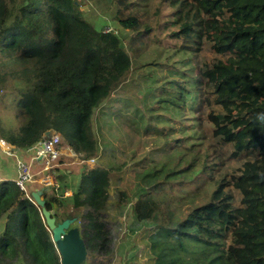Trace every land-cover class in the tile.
I'll return each instance as SVG.
<instances>
[{"label":"trees","instance_id":"trees-1","mask_svg":"<svg viewBox=\"0 0 264 264\" xmlns=\"http://www.w3.org/2000/svg\"><path fill=\"white\" fill-rule=\"evenodd\" d=\"M103 1L115 30H97L81 17L87 0H0V99L11 96L22 119L18 132L4 140L21 150L57 134V148L67 144L83 158L94 157L93 113L127 85L136 67L133 52L160 40L156 26L172 27L169 39L187 48L204 39L225 57L200 71L213 102L222 107L207 113L214 135L232 144L230 156L255 157L212 186L204 166L185 152L151 159L136 172L132 216L153 254L151 264H264V0H195L183 19H156L155 26L143 14L146 0ZM174 85L186 104L180 92L186 89ZM111 168L82 174L66 212L63 192L42 193L56 222H82L89 255L112 250L103 215ZM226 185L239 193V205ZM60 259L31 194L0 180V264H60Z\"/></svg>","mask_w":264,"mask_h":264},{"label":"rangeland","instance_id":"rangeland-1","mask_svg":"<svg viewBox=\"0 0 264 264\" xmlns=\"http://www.w3.org/2000/svg\"><path fill=\"white\" fill-rule=\"evenodd\" d=\"M146 1L148 4L142 11L153 26L156 19H183L188 4H196L195 0ZM80 8L84 12L81 17L91 21L95 29L107 26L105 29L115 30L107 14L109 4L105 5L103 0H87ZM177 9L180 10L176 12ZM156 27L160 40H148L140 46L138 53L133 52L132 61L136 67L125 81L127 85L118 90L120 93H113L93 113L96 155L90 159L83 158L66 144L60 148L58 159L49 165L54 187L45 190L54 191L56 195L63 192V212L70 209L68 198L78 186L82 174L90 169L112 167L108 172L110 186L106 209H103L110 227L112 250L109 255L87 254L80 264H151L149 260L153 254L146 239L141 238V224L134 221L131 210L137 195L136 172L141 171L151 159L162 161L171 153L185 152L187 157H194H189L190 161L197 160L200 167L204 166L203 172L212 186L221 179L228 180L233 173L238 174L242 162L255 157L252 153L230 156L232 144L214 135V126L207 118L208 112H221L222 107L213 102L212 90L205 84L200 71L225 57L214 52L204 39L199 44L194 43L195 48H187L178 40L169 39L172 27ZM175 83L186 89H180L186 95V104L181 103L182 96L177 99ZM172 100L179 106L171 104ZM14 102L8 95L4 100L0 99V139L6 140L9 134L18 132L21 125L20 108ZM12 151L10 155L0 152L1 179L14 184L16 160L19 159L29 166L32 175L26 192L30 194L34 189H40L41 185L35 180L49 173L47 168L43 171L44 160H33L26 151ZM224 190L233 196L232 203L239 205L237 190L231 185L224 186ZM121 192L125 194L123 198H120ZM81 223L74 219L69 227L76 228L80 235ZM227 242H230L229 235Z\"/></svg>","mask_w":264,"mask_h":264},{"label":"water","instance_id":"water-1","mask_svg":"<svg viewBox=\"0 0 264 264\" xmlns=\"http://www.w3.org/2000/svg\"><path fill=\"white\" fill-rule=\"evenodd\" d=\"M44 190L33 191L31 196L34 202L40 206L46 227L51 231L52 241L61 258L60 264H80L87 255V249L78 230L69 227L75 218H66L56 222L55 217L44 206V200L41 198Z\"/></svg>","mask_w":264,"mask_h":264},{"label":"built area","instance_id":"built-area-1","mask_svg":"<svg viewBox=\"0 0 264 264\" xmlns=\"http://www.w3.org/2000/svg\"><path fill=\"white\" fill-rule=\"evenodd\" d=\"M89 6L91 3L88 4ZM92 6V5H91ZM90 6V7H91ZM59 142V136L57 134H52L49 137H44L43 140L39 141L35 145H33L30 148L27 149H21L22 151L28 152L33 160L36 159L38 161L44 160V167L43 171L45 172V168L49 169V165L51 162L58 159L60 156V149L56 147V145ZM13 146L8 143L7 141L0 139V152L6 155L13 154ZM46 166V167H45ZM16 171L17 176L14 181V185L17 186L20 190L26 192L27 185L30 181H32V175L29 172V166L21 161L16 160ZM0 180H2L0 178ZM36 183L41 185L40 189L45 188H52L53 186V178L50 174L45 175L42 174V176L38 177L35 180ZM27 193V192H26Z\"/></svg>","mask_w":264,"mask_h":264},{"label":"crops","instance_id":"crops-1","mask_svg":"<svg viewBox=\"0 0 264 264\" xmlns=\"http://www.w3.org/2000/svg\"><path fill=\"white\" fill-rule=\"evenodd\" d=\"M0 178H2V177H0ZM36 190H38V189H34L33 191H36ZM33 191H31V192H33ZM31 192H30V194H31Z\"/></svg>","mask_w":264,"mask_h":264}]
</instances>
